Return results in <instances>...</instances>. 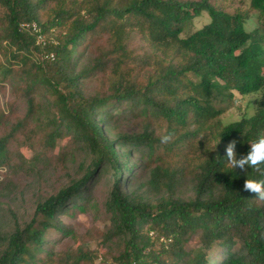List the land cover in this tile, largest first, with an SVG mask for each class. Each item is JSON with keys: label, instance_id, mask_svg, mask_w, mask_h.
<instances>
[{"label": "trees", "instance_id": "16d2710c", "mask_svg": "<svg viewBox=\"0 0 264 264\" xmlns=\"http://www.w3.org/2000/svg\"><path fill=\"white\" fill-rule=\"evenodd\" d=\"M249 7L252 30L246 13L209 0H0V81H14L23 103L20 116L0 112V167L39 173L56 147L73 164L28 221L10 211L0 264H95L62 217L87 211L103 175L101 244L119 242L113 263L264 264V201L243 188L264 176L226 162L230 141L239 159L264 132V96L252 114L220 119L236 94L264 91V0ZM203 12L209 21L182 35ZM32 23L44 44L21 26Z\"/></svg>", "mask_w": 264, "mask_h": 264}, {"label": "rangeland", "instance_id": "374dc122", "mask_svg": "<svg viewBox=\"0 0 264 264\" xmlns=\"http://www.w3.org/2000/svg\"><path fill=\"white\" fill-rule=\"evenodd\" d=\"M213 5L226 11H242L247 14L245 21L246 30H252L256 26V12L249 7V0H209ZM4 12L0 8V38L5 22L3 21ZM209 21V16L203 12L200 16L193 19L192 24L182 32L199 28ZM1 41V39H0ZM1 58V55H0ZM14 81H0V112L4 116L12 113L14 117L22 114L23 103L20 102V90L13 85ZM85 87L88 90L95 88L94 81H86ZM256 96H264V91L260 94L240 95L236 94L232 106L221 114L220 119L223 123L239 120L243 116H248L253 112L252 100ZM11 117V115H10ZM119 129L130 130L131 122H117ZM200 139L203 140V137ZM199 139V140H200ZM68 139L62 140L60 145H66ZM209 147L214 146L213 140L206 139ZM21 162L29 163L33 159V152L23 146L21 147ZM59 148H55L49 156L47 165L39 173L28 168L0 167V228L10 229L13 211L19 222L28 221L35 208L38 199L56 193L62 187L69 184V179L73 175V164L64 162L58 157ZM78 152V151H77ZM76 152V153H77ZM79 159V157H77ZM109 180L106 175L100 177L93 186V201L87 207V211L77 212L71 217H62L73 227L78 236H83L92 249L96 250L97 259L95 264H117L113 263L111 255L118 254L120 250L119 242L108 241L101 244L102 232L105 229L106 216L102 203L106 197ZM154 235L153 232L150 233ZM71 242L63 241L60 247H67Z\"/></svg>", "mask_w": 264, "mask_h": 264}, {"label": "clouds", "instance_id": "9594fccd", "mask_svg": "<svg viewBox=\"0 0 264 264\" xmlns=\"http://www.w3.org/2000/svg\"><path fill=\"white\" fill-rule=\"evenodd\" d=\"M171 139L170 135L161 137L162 143H167ZM236 140L230 141L226 145V162L233 168L247 172L248 168L254 169L264 176V132H261L258 137L250 143V151L247 155L237 158ZM244 191L255 193L256 198L264 201V179L247 178L243 185Z\"/></svg>", "mask_w": 264, "mask_h": 264}, {"label": "built area", "instance_id": "2783aa9c", "mask_svg": "<svg viewBox=\"0 0 264 264\" xmlns=\"http://www.w3.org/2000/svg\"><path fill=\"white\" fill-rule=\"evenodd\" d=\"M22 27H29L30 30L36 35V40L38 43L44 44L46 42L44 36L41 33V29L37 26L36 23L32 24H22ZM45 57L53 58V54L45 55Z\"/></svg>", "mask_w": 264, "mask_h": 264}]
</instances>
